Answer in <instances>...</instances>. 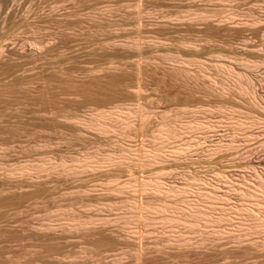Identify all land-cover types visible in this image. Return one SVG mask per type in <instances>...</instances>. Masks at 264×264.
<instances>
[{"label": "rangeland", "instance_id": "374dc122", "mask_svg": "<svg viewBox=\"0 0 264 264\" xmlns=\"http://www.w3.org/2000/svg\"><path fill=\"white\" fill-rule=\"evenodd\" d=\"M263 32L264 0H0V264H264L236 209L264 182ZM194 208L219 222L162 219Z\"/></svg>", "mask_w": 264, "mask_h": 264}, {"label": "bare ground", "instance_id": "6f19581e", "mask_svg": "<svg viewBox=\"0 0 264 264\" xmlns=\"http://www.w3.org/2000/svg\"><path fill=\"white\" fill-rule=\"evenodd\" d=\"M264 33V32H263ZM264 35V34H263ZM263 51V50H262ZM264 60V59H263ZM262 60V61H263ZM263 63V62H262ZM255 65V64H254ZM263 98V97H262ZM261 99V98H260ZM263 102V101H262ZM264 104V103H263ZM261 106V105H260ZM262 109H264V107H261ZM111 112V111H110ZM110 112H106V111H102L101 112V114H100V116H101V118H104V117H106V116H108V115H110ZM112 113V112H111ZM250 121V120H249ZM254 121V120H253ZM252 121V122H253ZM250 123H251V121H250ZM263 123H264V121H263ZM198 125L199 124H197L196 126L198 127ZM249 125V124H248ZM105 124H104V122H102L101 124H100V128L101 129H106L105 128ZM250 126H251V124H250ZM237 127V126H236ZM194 128V127H193ZM238 128H241L240 126H238ZM251 127H249V130H251L250 129ZM238 130V129H237ZM240 130V129H239ZM176 130H174V132H175ZM171 132H173V131H171ZM264 143V142H263ZM162 144V143H161ZM161 144H159L160 146H159V148H158V150L159 149H162L163 148V146H161ZM178 148V147H177ZM156 149V148H155ZM173 149V148H172ZM164 150H165V147H164ZM169 150H170V148H169ZM177 150V149H176ZM185 149H183V148H179V150H177V151H179V152H183ZM154 152L156 151V150H153ZM163 151V150H162ZM156 152H159V151H156ZM155 152V153H156ZM146 153H148V152H146ZM159 153H161V151L159 152ZM152 155H154V153L152 154ZM170 155V154H169ZM263 155V154H262ZM156 158H157V156H156ZM264 158V157H263ZM22 169H23V167H22ZM263 180V179H262ZM189 181V180H188ZM264 181V180H263ZM187 182V181H186ZM190 182V181H189ZM187 183L186 184V186H183V187H181V188H174V187H172V186H168V185H166L161 179H150V180H148V181H144V182H142V184H143V186L142 187H145L147 190L148 189H150V191H152V192H154V193H157V194H165V195H167V194H170V193H172V195L174 196L175 194H179V193H185L186 191H187V189L189 188V186L190 185H192L191 184V182L190 183ZM203 183V182H202ZM185 185V184H184ZM203 185V184H202ZM206 186V185H205ZM134 187H136V186H134ZM198 187V186H197ZM248 187V186H247ZM251 187V186H250ZM208 188V187H207ZM212 189V188H211ZM198 191H200V190H198ZM205 190H201L200 191V195H199V197L201 196H204V198L206 197V198H215V197H217L216 196V192L214 191V190H212V191H209V192H204ZM243 191H244V189H243ZM198 193V192H197ZM182 194V195H183ZM192 194V193H191ZM199 194V193H198ZM192 195H194V194H192ZM190 196V195H189ZM195 196V195H194ZM193 196V197H194ZM197 196V195H196ZM243 196V195H242ZM244 196H246L247 197V200L248 199H250L251 198V200H249L250 202H248V203H246L245 202V199L243 198ZM244 196L243 197H241L242 199H244V205H241L240 204V206H238V207H236V209L238 208V209H240L242 212H244L243 213V216L244 215H247V217L245 218V219H253V221H251L252 222V224H251V222H250V228H252L253 229V231L255 230V231H257V230H261V229H264V182L262 183L261 181H260V184H259V186L258 187H256V188H251V189H249V188H247V189H245V191H244ZM175 198V197H174ZM194 199H195V197H194ZM200 199V198H199ZM190 199H188L187 201H189ZM201 200V199H200ZM212 200V199H211ZM183 201H186V200H183ZM166 202V201H165ZM175 202V201H174ZM190 202H192V201H190ZM203 202V201H202ZM186 203V202H185ZM188 203V202H187ZM196 202H194V204H195ZM199 203H201V202H199ZM204 203V202H203ZM242 203V204H243ZM170 204H172V203H170ZM177 204V203H176ZM191 204V203H190ZM189 204V205H190ZM193 204V203H192ZM193 204V205H194ZM205 204V203H204ZM213 204V203H212ZM211 203H209V205H212ZM162 205V204H161ZM160 205V206H161ZM169 205V204H168ZM181 205V204H180ZM179 205V206H180ZM183 205V204H182ZM187 206H188V204H186ZM209 205H207L208 206V210H209ZM233 205V204H232ZM235 205H236V203H235ZM147 206V205H146ZM151 206V205H150ZM162 206H165V204H163ZM161 206V207H162ZM167 206V205H166ZM164 207V208H166L165 209V211H167V207H169V206H167V207ZM174 206V205H173ZM172 206V207H173ZM177 206V205H176ZM179 206H178V208H179ZM196 206H198V205H196ZM231 206V205H230ZM237 206V205H236ZM155 207V206H154ZM153 207V208H154ZM157 207V206H156ZM181 207H183V206H181ZM180 207V208H181ZM188 207H190V206H188ZM193 206H191L190 208H192ZM211 207V206H210ZM233 207V206H232ZM147 208V207H146ZM150 209H151V207H149ZM164 208H162V209H164ZM177 208V207H176ZM189 208V209H190ZM201 208V207H200ZM200 208H194V209H198V212H197V210H196V214H195V216H194V213H192V214H190L191 215V217H192V215L194 216V217H192V219L191 218H186L187 216H188V214H185V213H183L182 214V216H178V215H173V214H171L170 213V211H169V213H170V215H165V216H162L163 218V221H164V223L166 224V226L168 227H170V228H172L171 230H174L175 231V227H178L179 225L181 226V225H183L184 227H188V228H190L191 230H193V232L194 231H199V229H201L202 230V227H203V224H206L207 222L209 223V222H211V221H213V223L214 222H219V221H217V220H214V215L212 214V215H210V213L209 212H206L207 210H205V211H199V209ZM204 208V207H203ZM202 208V209H203ZM212 208V207H211ZM155 209V208H154ZM159 209V208H158ZM193 209V208H192ZM230 209V208H229ZM235 209V210H236ZM147 210V209H146ZM161 210V209H160ZM174 210V209H173ZM177 210V209H176ZM186 210H187V208H186ZM226 210H228V209H226ZM225 210V211H226ZM230 210H233V209H230ZM156 211V210H155ZM158 211V210H157ZM180 211V210H179ZM181 211H183V210H181ZM194 211V210H193ZM192 211V212H193ZM212 211H214L213 210V208H212ZM239 211V210H238ZM240 211V212H241ZM151 211H149V213H150ZM160 212V211H159ZM175 212V211H174ZM211 212V211H210ZM216 212V211H215ZM143 213V212H142ZM141 213V214H142ZM146 213V212H145ZM144 213V214H145ZM157 213V212H156ZM155 213V214H156ZM168 212H167V214H169ZM187 213V212H186ZM213 213V212H212ZM225 213H227V212H225ZM232 213V212H231ZM246 213V214H245ZM140 214V215H141ZM165 214V213H164ZM163 214V215H164ZM186 216H185V215ZM216 214H218L217 212L215 213V216H216ZM148 215V214H147ZM153 215V214H152ZM222 215V214H221ZM229 215V214H228ZM227 215V216H228ZM143 216V215H142ZM210 216H212V218L210 217ZM222 216H224V215H222ZM145 217V216H144ZM159 218H160V216H158ZM185 217V218H184ZM226 217V216H225ZM224 217V218H225ZM230 217V216H229ZM229 217H228V219H229ZM148 218V216L146 217V220H148L147 219ZM151 218V217H150ZM152 218H154L153 216H152ZM217 218H218V216H217ZM216 218V219H217ZM219 218H221V217H219ZM156 219V218H155ZM227 219V220H228ZM245 219L243 220V221H245ZM250 219H249V221H250ZM219 220V219H218ZM221 220V222H222V220L223 219H220ZM242 220V219H241ZM149 221V220H148ZM152 223H154L153 222V220L151 221ZM158 222V221H157ZM212 223V222H211ZM225 223V222H224ZM241 223V222H240ZM155 224H157V223H155ZM215 224V223H214ZM222 224V223H221ZM242 224V223H241ZM153 225V224H152ZM164 225V224H163ZM208 225V224H207ZM209 225H211V224H209ZM217 225V224H216ZM239 225V224H238ZM237 225V226H238ZM246 226V224L244 223V225L242 226V227H245ZM239 227V226H238ZM182 228V227H181ZM215 228V227H214ZM217 228H218V226H217ZM221 228V227H220ZM184 229H186V228H184ZM222 229V228H221ZM170 230V229H169ZM204 230V229H203ZM217 230V229H216ZM181 231V230H180ZM220 231V230H219ZM218 231V232H219ZM200 232V231H199Z\"/></svg>", "mask_w": 264, "mask_h": 264}]
</instances>
